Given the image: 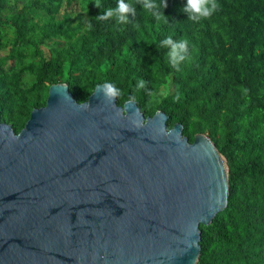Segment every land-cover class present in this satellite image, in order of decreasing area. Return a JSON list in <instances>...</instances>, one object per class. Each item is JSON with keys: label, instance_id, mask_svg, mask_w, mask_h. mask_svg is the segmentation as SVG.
Masks as SVG:
<instances>
[{"label": "trees", "instance_id": "16d2710c", "mask_svg": "<svg viewBox=\"0 0 264 264\" xmlns=\"http://www.w3.org/2000/svg\"><path fill=\"white\" fill-rule=\"evenodd\" d=\"M74 1L0 0L1 120L18 133L52 84L67 83L84 102L106 83L120 105L134 100L145 116L164 111L168 128L181 123L190 142L209 135L227 158L230 195L200 226L197 264H264V0H218L199 22L183 11L187 0H123L130 11L119 22L104 11L119 0L99 8L79 0L80 13L61 15ZM145 5H157L160 18ZM169 36L188 41L179 71L166 58Z\"/></svg>", "mask_w": 264, "mask_h": 264}, {"label": "water", "instance_id": "95a60500", "mask_svg": "<svg viewBox=\"0 0 264 264\" xmlns=\"http://www.w3.org/2000/svg\"><path fill=\"white\" fill-rule=\"evenodd\" d=\"M106 92L79 102L54 83L20 132L0 118V264H197L201 224L229 202L227 158Z\"/></svg>", "mask_w": 264, "mask_h": 264}, {"label": "clouds", "instance_id": "9594fccd", "mask_svg": "<svg viewBox=\"0 0 264 264\" xmlns=\"http://www.w3.org/2000/svg\"><path fill=\"white\" fill-rule=\"evenodd\" d=\"M210 4L211 7H209ZM95 6L97 8L101 7V0H96ZM166 7L167 3L164 4V8ZM220 7L221 5H219L218 0H187V4L184 6L183 11L189 13V20L199 22L202 19L211 17ZM156 8L157 5H145V11L151 12L157 18H160L162 14L157 12ZM104 11L106 17L114 13L119 22L128 19L130 8L128 5L124 4L123 0H119L116 9L109 7ZM165 42L171 45V51L166 54L168 63L172 68L179 71L181 64L188 58V48L186 47L188 41L182 39L181 42L177 44L174 43L172 37L169 36ZM142 85L143 81H141V86ZM105 95L111 98L115 95V89L111 85H107V92Z\"/></svg>", "mask_w": 264, "mask_h": 264}, {"label": "rangeland", "instance_id": "374dc122", "mask_svg": "<svg viewBox=\"0 0 264 264\" xmlns=\"http://www.w3.org/2000/svg\"><path fill=\"white\" fill-rule=\"evenodd\" d=\"M80 12H81V3L79 0H76V1L72 2L71 4H68L65 2L64 6L61 10V15H63L64 13L77 14ZM5 13H7V9L0 6V15H4ZM45 49H46V52L49 53L48 49L47 48H45ZM168 87L169 86L166 85L162 90L165 92L168 90Z\"/></svg>", "mask_w": 264, "mask_h": 264}, {"label": "bare ground", "instance_id": "6f19581e", "mask_svg": "<svg viewBox=\"0 0 264 264\" xmlns=\"http://www.w3.org/2000/svg\"><path fill=\"white\" fill-rule=\"evenodd\" d=\"M220 159H221V163H222L223 168L227 169L226 159L222 156L220 157Z\"/></svg>", "mask_w": 264, "mask_h": 264}]
</instances>
